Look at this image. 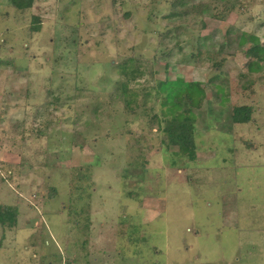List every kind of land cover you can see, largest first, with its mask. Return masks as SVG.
Returning <instances> with one entry per match:
<instances>
[{
	"label": "rangeland",
	"instance_id": "rangeland-1",
	"mask_svg": "<svg viewBox=\"0 0 264 264\" xmlns=\"http://www.w3.org/2000/svg\"><path fill=\"white\" fill-rule=\"evenodd\" d=\"M230 28L264 48V0H0V264H264V60L199 41Z\"/></svg>",
	"mask_w": 264,
	"mask_h": 264
},
{
	"label": "trees",
	"instance_id": "trees-1",
	"mask_svg": "<svg viewBox=\"0 0 264 264\" xmlns=\"http://www.w3.org/2000/svg\"><path fill=\"white\" fill-rule=\"evenodd\" d=\"M10 4L18 10H26L32 7V4L35 0H8ZM180 6H185V3L181 1L173 2L172 3V10L169 13V16L174 18H180L182 16H186L188 14V9L197 12L200 11L202 7H204L203 3H198V5H191L190 7H186L184 10L181 9ZM184 8V7H183ZM34 21V25L30 27L33 32H37L40 29V22L37 16L32 17ZM217 37V39H216ZM211 39L210 47L212 48L213 45L219 49H223L225 44H232L236 42L237 47L241 48L245 45V43L249 42L251 45L246 49V53L250 56V58L255 59V61H247V66L249 70H255V65H258L257 62L264 60V48L262 47L259 39L255 36L249 35L248 33L239 32L234 28L228 29L223 36L221 35L220 31H216L212 37H200V45L204 46V41H208ZM225 40V42H222ZM185 82V81H184ZM176 83L175 81H161L158 83V88H162L164 90H168V87H172ZM188 85H193L196 89L193 92L197 93V100H195L193 96L188 93L179 94L176 93H165V97L163 98L164 103H168L169 97H172L173 104L170 108L171 110V118L165 119L166 123L163 126V131L165 132L169 144L174 146H179L182 149H189L194 147V124L195 118L190 115L188 109L179 110L182 105L188 104L194 108L199 109L201 103L204 98V90L201 86L200 82H187ZM161 89V90H162ZM180 105V106H179ZM189 113V115L187 114ZM232 122L239 124V123H246L249 122L251 119V108L247 105L243 106H235L232 108L231 112ZM15 221V212L11 211L9 208L1 207L0 206V224H14Z\"/></svg>",
	"mask_w": 264,
	"mask_h": 264
}]
</instances>
